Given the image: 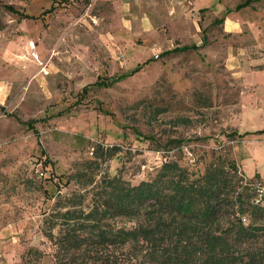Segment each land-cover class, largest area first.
Returning a JSON list of instances; mask_svg holds the SVG:
<instances>
[{"label":"rangeland","instance_id":"rangeland-1","mask_svg":"<svg viewBox=\"0 0 264 264\" xmlns=\"http://www.w3.org/2000/svg\"><path fill=\"white\" fill-rule=\"evenodd\" d=\"M179 1L0 0V264H55L42 217L80 166L135 184L220 155L264 191V0Z\"/></svg>","mask_w":264,"mask_h":264},{"label":"trees","instance_id":"trees-1","mask_svg":"<svg viewBox=\"0 0 264 264\" xmlns=\"http://www.w3.org/2000/svg\"><path fill=\"white\" fill-rule=\"evenodd\" d=\"M197 48L180 45L161 54ZM24 123L32 127L31 120ZM83 163L97 166L95 159ZM83 167L65 177L80 189L57 196L42 217L55 264H264V191L243 181L232 160L215 155L194 174L164 158L150 178L135 184L114 175L96 178Z\"/></svg>","mask_w":264,"mask_h":264},{"label":"crops","instance_id":"crops-1","mask_svg":"<svg viewBox=\"0 0 264 264\" xmlns=\"http://www.w3.org/2000/svg\"><path fill=\"white\" fill-rule=\"evenodd\" d=\"M194 4H196L197 8H200V9L206 7L205 0H196ZM178 8L183 9L185 7H184L183 3H181L179 0H175V3H173V11L178 10ZM219 18L222 21V30L224 33H228V32L230 33V32L237 30V27H236L237 24L236 23H234L233 21H230L228 19H225L224 17L223 18L219 17Z\"/></svg>","mask_w":264,"mask_h":264},{"label":"built area","instance_id":"built-area-1","mask_svg":"<svg viewBox=\"0 0 264 264\" xmlns=\"http://www.w3.org/2000/svg\"><path fill=\"white\" fill-rule=\"evenodd\" d=\"M42 71H43V74H45L46 73V71L42 68ZM39 175H40V173H39Z\"/></svg>","mask_w":264,"mask_h":264}]
</instances>
